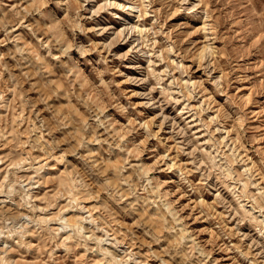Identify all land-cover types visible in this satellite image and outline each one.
Instances as JSON below:
<instances>
[{"label":"rangeland","instance_id":"obj_1","mask_svg":"<svg viewBox=\"0 0 264 264\" xmlns=\"http://www.w3.org/2000/svg\"><path fill=\"white\" fill-rule=\"evenodd\" d=\"M0 264H264V0H0Z\"/></svg>","mask_w":264,"mask_h":264},{"label":"bare ground","instance_id":"obj_2","mask_svg":"<svg viewBox=\"0 0 264 264\" xmlns=\"http://www.w3.org/2000/svg\"><path fill=\"white\" fill-rule=\"evenodd\" d=\"M71 224V223H70ZM78 226H80V225H78ZM80 228V227H79ZM115 260V255L114 254H110V261H114Z\"/></svg>","mask_w":264,"mask_h":264}]
</instances>
